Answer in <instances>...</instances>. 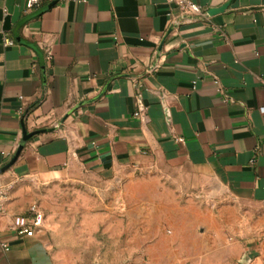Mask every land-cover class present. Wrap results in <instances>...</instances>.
I'll return each instance as SVG.
<instances>
[{"label":"crops","instance_id":"crops-1","mask_svg":"<svg viewBox=\"0 0 264 264\" xmlns=\"http://www.w3.org/2000/svg\"><path fill=\"white\" fill-rule=\"evenodd\" d=\"M192 1L202 17L166 0H0L4 185L185 165L232 198L164 208L118 264H264V0ZM23 129L42 133L16 158ZM11 214L0 264H63L41 230L12 233Z\"/></svg>","mask_w":264,"mask_h":264},{"label":"rangeland","instance_id":"rangeland-1","mask_svg":"<svg viewBox=\"0 0 264 264\" xmlns=\"http://www.w3.org/2000/svg\"><path fill=\"white\" fill-rule=\"evenodd\" d=\"M211 178L185 165L113 177L86 171L55 180L28 177L6 187V214L12 203L23 210L10 218L40 208L41 231L63 264H118L129 239L143 243L160 232L171 216L164 208L232 202Z\"/></svg>","mask_w":264,"mask_h":264},{"label":"built area","instance_id":"built-area-1","mask_svg":"<svg viewBox=\"0 0 264 264\" xmlns=\"http://www.w3.org/2000/svg\"><path fill=\"white\" fill-rule=\"evenodd\" d=\"M72 1V0H68ZM168 5L177 10L181 15H192L196 17H202L204 15L203 8L197 5L192 0H166ZM39 0H26V7L28 9L33 8L38 4ZM5 46H11V41H5ZM50 55V53H49ZM214 85L221 90V86L218 80L213 81ZM225 102H230L228 97H224ZM140 113H134V117H139ZM6 187L0 179V224L2 220L7 217L6 214V204H7V194ZM44 213L37 206H32L28 210L26 215H16L11 218L9 225V230L18 237H34L44 226ZM2 249L7 252L9 247L7 244H1Z\"/></svg>","mask_w":264,"mask_h":264},{"label":"water","instance_id":"water-1","mask_svg":"<svg viewBox=\"0 0 264 264\" xmlns=\"http://www.w3.org/2000/svg\"><path fill=\"white\" fill-rule=\"evenodd\" d=\"M39 133H42V131H36L34 133H28L26 131V129H23L22 140H21V143L19 145V148H18V151H17V154H16V158L19 156L21 150L26 145V143L28 142V140L30 138H32L34 135L39 134Z\"/></svg>","mask_w":264,"mask_h":264}]
</instances>
